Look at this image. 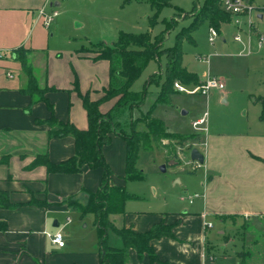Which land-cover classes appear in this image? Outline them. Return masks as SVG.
<instances>
[{"label": "crops", "instance_id": "crops-1", "mask_svg": "<svg viewBox=\"0 0 264 264\" xmlns=\"http://www.w3.org/2000/svg\"><path fill=\"white\" fill-rule=\"evenodd\" d=\"M119 1L113 0V4ZM59 5L57 0H0V48H11L4 38L22 42L18 39L20 22L32 19L35 25H43L38 10L43 9L46 14L56 12L57 17ZM8 20L17 22L9 25ZM230 22L231 16L224 24ZM54 23L53 19L50 25ZM82 47L57 58L37 54L41 55L37 76L34 52L22 48L27 50L29 63L32 61L38 85L54 88L45 93L54 116L86 130L88 119L81 95L87 94L90 100L101 98L109 85V62L93 60V54L79 52ZM11 56L16 60L15 53ZM20 71L16 79L10 71L6 72L12 82L0 85V193L12 205L0 206V264H99L94 216L80 215L63 200L74 196L84 202L83 190L95 191L101 185L102 169L85 167L78 173H52L43 165L29 167L37 155L45 154L53 163L65 161L74 155L75 147L71 136L49 138L48 126L37 123L48 119L51 113L44 102L31 104L30 96L21 91L27 85V76ZM223 90H216L222 100L226 95ZM113 104L114 99L104 101L100 111L109 110ZM259 115L238 122L236 127L227 126L223 118L208 120L206 134L193 129L190 135H198L188 142L203 154L204 162L196 168L201 169L199 176H192L196 185L184 187L193 188L192 194H196L188 201L190 208L176 213L125 209L123 216H113L116 225L132 227L138 233L161 223L172 227L171 236L150 241L157 262L151 263L146 253L139 257L130 249L129 264H240L243 259L252 264L259 262L260 250H227L232 240L230 231L245 227L250 220L259 223L264 218V119ZM102 154L112 171L110 184L126 187L124 139L112 135L103 145ZM187 158L185 164L190 166L193 162ZM213 220L230 225V231L225 228L210 237ZM205 223L211 227H205ZM55 232L62 234V247L46 235ZM242 238L245 246L258 244L256 238L248 243L245 236Z\"/></svg>", "mask_w": 264, "mask_h": 264}, {"label": "rangeland", "instance_id": "rangeland-1", "mask_svg": "<svg viewBox=\"0 0 264 264\" xmlns=\"http://www.w3.org/2000/svg\"><path fill=\"white\" fill-rule=\"evenodd\" d=\"M57 1L60 3L56 7L59 15L53 18L54 25L44 27L41 22L35 25L30 19L20 22L17 27L18 39L22 42L4 38L10 43L11 48H0L2 55L0 85L12 82L6 77V72L10 71L15 79L17 72L19 70L22 72L20 64L11 59L14 50L21 46L32 49L34 52L33 59L37 64L34 66V71L37 76L40 71L38 59H41V55L37 54L43 53L44 57L47 53L53 58L60 57L61 54L69 56L73 49L84 45L81 53L94 55L93 44L103 42L110 45L117 39L120 32L149 33L151 37H154L164 29V20L174 17L176 23L168 30L164 40V46L170 47L175 43L176 33L190 23L192 16L205 2V0H170L168 5L161 7L155 23L151 26L150 19L154 16L155 9L147 1L124 3L120 0L116 4H113V0ZM254 5L256 30L250 38L246 26L237 28L230 22L219 27L218 35L211 43L209 41L210 26L205 20L192 32L191 40L182 42V67L195 75L200 83L208 75L222 79L225 86L223 91L226 95L222 100L215 89L210 90L207 95L186 92L171 94L166 103H157L151 113L153 117L164 123L168 131L189 135L194 132L191 122L199 119L204 113H206L207 125L208 120L223 118L228 122L229 127H236L238 122L260 113L261 99L264 98V44L261 49H257L256 31L264 35V0H254ZM259 14H262V18H258ZM242 19L244 20L243 17ZM8 22L6 24L13 25L17 21L8 20ZM236 35L240 36L239 41L234 39ZM248 45L251 47L250 54H247ZM68 63H70L69 60ZM165 66L164 55L149 61L131 85V90L137 93L142 92L145 81L152 74L159 76L153 78L154 83L161 81ZM154 83L148 84L143 104L139 109L133 110V118H137L141 115L140 113H145L151 108L159 91V85ZM185 87L191 89V86ZM139 128L141 125L136 126V130ZM192 145L193 143L186 141L179 146L173 141L162 139L160 144H153L151 149L140 148L136 166L137 169L142 170L143 178L127 181L125 188L134 197L126 201L125 209L131 212L176 213L190 208L191 205L188 204L186 197L193 193V188L186 190L184 187H194L196 181H193L192 176H199L201 172L200 168L193 171L185 164ZM162 166L165 170L161 169ZM178 179L180 182H176ZM181 197L185 199L181 200ZM213 221L214 228L210 230V237L217 236V231L225 228L226 231H230V225ZM244 236L246 243L256 238L258 244L253 246L248 243V246H245L246 244L242 241ZM229 237L232 240L227 244V250L233 252L260 250L261 257H258L257 264H264V218L259 223L256 220L246 222L245 227L230 231Z\"/></svg>", "mask_w": 264, "mask_h": 264}, {"label": "trees", "instance_id": "trees-1", "mask_svg": "<svg viewBox=\"0 0 264 264\" xmlns=\"http://www.w3.org/2000/svg\"><path fill=\"white\" fill-rule=\"evenodd\" d=\"M147 1L155 9L150 19L151 26L155 23L161 7L168 5L170 0H123ZM222 0H205L192 16L190 23L182 27L175 36V43L170 47L164 46L168 30L174 27V17L164 20L165 27L159 34L151 37L149 33L129 34L120 32L112 44L99 42L93 44V60L105 59L109 62V85L103 90L98 100H90L88 95H81L83 107L86 110L88 128L80 130L70 122L59 121L53 114V107L48 102L45 93L54 88H41L33 68L27 58V50L17 48L14 53L21 69L27 76V85L21 91L30 96L31 104L44 102L51 113L45 120H37L38 124L48 126V136H71L74 139V155L65 161L51 162L47 156L37 155L29 167L43 165L52 173H78L83 168H101V185L95 191L83 190L86 195L84 202L76 197L63 200L67 207L79 212L80 215L92 214L95 218L97 231V247L99 264H129V250L133 249L139 257L146 253L151 263L157 262L156 254L150 244L154 238L171 236V226L157 224L150 230L138 233L132 227L116 225L113 216L125 214V203L134 197L127 192L123 185H112L110 179L112 171L106 163L102 147L107 144L112 135L122 137L126 143V161L123 180L125 182L142 179V170L137 169L136 162L140 148L151 149L153 144H160L162 139L173 141L176 145H183L186 141L194 139L196 135H181L168 132L164 123L151 115L157 103H166L169 96L177 92L173 84L179 81L185 86L200 84L198 78L185 70L181 65L182 42L192 39V32L203 21H208L210 28L218 31L219 27L230 21V14L222 9ZM83 50H79L82 52ZM166 58L163 79L153 82L152 74L144 83L143 91L133 92L131 85L140 76L142 69L151 60ZM159 85L154 102L150 109L140 116L133 118V110L139 109L144 100L148 84ZM76 89V84H75ZM114 99L113 106L100 111V104ZM260 119H264V98L261 99ZM141 128L136 130V126ZM45 206L46 202L32 201ZM0 206L11 207L5 195L0 193ZM228 217V216H227ZM240 264H252L243 259Z\"/></svg>", "mask_w": 264, "mask_h": 264}, {"label": "built area", "instance_id": "built-area-1", "mask_svg": "<svg viewBox=\"0 0 264 264\" xmlns=\"http://www.w3.org/2000/svg\"><path fill=\"white\" fill-rule=\"evenodd\" d=\"M222 9L229 13L231 16V22L237 27L240 28L241 26H246L247 27V33L250 38L252 33L255 32V23H254V12L256 11V7L254 5V0H222ZM56 15V12H52L50 14H46L43 9L38 10L37 16L43 18V25L45 27H48ZM241 17L244 18V20H241ZM218 32L214 28H210V33H209V41L212 43L213 39L217 37ZM257 49H261L264 44V35L261 32H257ZM236 41L240 40V36L236 35L234 38ZM249 46V45H248ZM251 53V47H248V52L247 54ZM0 58H2L1 52H0ZM9 76L10 74L7 73ZM174 89L177 92H186L190 94H203L207 95L210 90L215 89V90H223L224 89V82L222 79L208 75L205 80L202 81V83L191 87V89H187L185 85L175 81L173 84ZM192 128L201 134L206 133L207 131V118H206V113H204L199 119L193 120L191 122ZM191 170H195L197 167L200 166L195 161H191ZM196 197V194H189L186 198L188 199L189 202L192 201V199ZM182 199H185L182 197ZM205 227H211L210 223H205ZM46 235L49 237L50 241L60 247L64 245V240L62 237V234L60 232H55V233H46Z\"/></svg>", "mask_w": 264, "mask_h": 264}, {"label": "water", "instance_id": "water-1", "mask_svg": "<svg viewBox=\"0 0 264 264\" xmlns=\"http://www.w3.org/2000/svg\"><path fill=\"white\" fill-rule=\"evenodd\" d=\"M258 17L261 18V15H259ZM189 158L191 161H195L198 164H203L204 162V156L197 148H192L189 151ZM161 169L165 170V167L162 166Z\"/></svg>", "mask_w": 264, "mask_h": 264}]
</instances>
